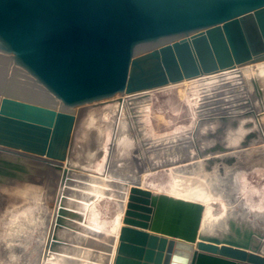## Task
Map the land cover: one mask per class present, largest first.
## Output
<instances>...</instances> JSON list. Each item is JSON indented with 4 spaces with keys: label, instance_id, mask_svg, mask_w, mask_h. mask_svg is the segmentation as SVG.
<instances>
[{
    "label": "water",
    "instance_id": "water-1",
    "mask_svg": "<svg viewBox=\"0 0 264 264\" xmlns=\"http://www.w3.org/2000/svg\"><path fill=\"white\" fill-rule=\"evenodd\" d=\"M235 68L264 140V0H0V188L58 180L42 260L73 248L76 181L127 192L111 264H264V216L207 232L203 204L142 187L146 160L119 109L123 96ZM109 110L126 129L102 121ZM245 116L203 123L219 134Z\"/></svg>",
    "mask_w": 264,
    "mask_h": 264
},
{
    "label": "rangeland",
    "instance_id": "rangeland-1",
    "mask_svg": "<svg viewBox=\"0 0 264 264\" xmlns=\"http://www.w3.org/2000/svg\"><path fill=\"white\" fill-rule=\"evenodd\" d=\"M226 72H230V71L227 70V71L220 72L218 74H214L210 76H218V75L220 76V75L225 74ZM232 75L234 77V82L237 83V85L239 86L241 93H239L232 87H229V89L227 87L224 88V85H223V88H224L223 89L221 87L222 85H220L222 81L219 79V76H218L217 79L221 81V82L219 81V83H212V84L205 83L206 85L203 84V85L197 86V85H194L195 82L197 83V80L199 81L202 79V78H197L192 81H185L179 85L166 87V88H162V89H158L154 91H149L146 94H141L139 98L143 99L142 100L144 102L143 105L141 106V108H139L140 110H136V111L132 110V111L137 112L136 117L138 118L136 119H138L139 120L138 122L142 124L140 126L143 129L142 133L144 135L145 140H147L148 142L149 141H152V142L161 141L165 139L168 140L174 136L178 137V136L183 135L186 132L194 131L193 129H195V125L198 126L197 123L195 122L197 119L196 113L201 112L200 109L205 108L207 104H209L210 99L216 98L214 96L217 93L218 94L220 93V96H218L219 99L218 98L217 99L220 101L219 105L223 107L222 108L223 114L230 111L229 108L233 107L231 105L233 104L235 105L237 102H238V107L236 111L238 114H246L247 112H250V110H245L243 108V106H246L249 103V101H248L247 95L244 93V86L240 82V75L237 74L236 72H233ZM237 75L239 76L238 78H237ZM200 86L202 90H200ZM207 87L210 89H207ZM226 89H228L229 91ZM235 92H238L239 95ZM204 94H205V97H204ZM228 95L229 96L231 95L230 98H228L229 97ZM233 95L237 97H240L241 95L242 97L240 100H238L239 98L237 99L235 96L232 97ZM136 97L137 95H135L134 98ZM220 97L221 98L223 97L225 99H221ZM235 99L238 101L235 102ZM124 102L126 103V105L127 103L130 104L131 99H129V97L123 96L122 103ZM200 105L202 106L198 107ZM248 108H249V105H248ZM220 115H216V117H219ZM119 118H120V115L117 116L116 118L113 110H109L102 114V121L107 122V123L117 121V119L120 120ZM203 118H201L202 120L198 119V121H201V125H199L198 131L195 130L197 132L195 134V137H193L192 143H197L198 145H201L199 148H200V151L203 152V150L205 149L210 150L215 144H222L223 142H226L227 137L231 135L230 137V139H232L231 143L227 145L222 144V147L224 149L222 151V154L214 151L213 153L206 154L202 157L196 158L195 161L204 160L205 162L203 165H202V162H199V161L198 163H195V162L190 163L188 161L189 160L188 155L186 156L183 155L182 156L183 159L180 158L176 160L174 164L169 165V166L167 164L163 165L159 162H156V163L154 162L150 164L149 159L145 158L148 171L144 175V178L142 179V187L144 188L147 187L146 189L150 190L153 193H157V194L176 195L177 193L176 185L179 183L181 184L186 183L187 186L189 187L196 186L197 188L205 189L204 190L205 192L208 191L210 195V201H208L207 205L210 206V211L211 213L213 212L214 218H220L225 214L226 211H228V212L233 213L231 216L245 214L246 217L249 218L250 220H255V222L258 224L261 223L260 222L261 218L255 215V213H258L260 210L264 209V162H263L264 161V151H263L262 146H260L263 144H259V145L250 144L248 146L238 147L239 144L235 143L236 139L237 141H242L241 137L243 136V134L247 133L246 129L242 128L244 126L243 125L244 120L237 121L239 122L237 123L239 125L235 127L236 129L226 128V126L228 125L227 123L225 124L226 126L224 125L225 128L222 126L218 127L219 132H220L219 133L220 135H219L213 132L215 131V129H213L214 125L212 126L208 125V128H207V126L204 125V123H202L204 120ZM206 118H212V117L210 116ZM263 123H264V118H263ZM223 128L224 130H222ZM133 131L135 133L136 139L140 138L139 136H137L140 133L138 132L140 131V129L133 130ZM262 141L264 142L263 137H262ZM202 145L203 146L205 145V146L203 147ZM193 151H195L196 154H198L195 147H193ZM253 151L255 153H253ZM215 159H220L221 161L220 160L214 161ZM184 163L186 164V166L188 165L187 166L188 168H186V170H184L183 173L182 172L175 173L171 171L172 169H175V167L184 168L185 166ZM151 167H154V169L151 170L150 169ZM190 169L195 171L197 174H199V177L197 178L194 176H190L189 173L192 172ZM214 170H216V172L220 176L224 177L225 174H228L229 176L235 175V177L234 178L233 176L229 177V179L231 180L228 179L229 181L226 183V186L222 187L221 185H215V187L213 186L212 187L213 189H211V186L209 185L210 187H208L205 184V180H202V178H200V174L202 175L206 174L207 175L206 178L209 179L210 176L214 177L213 176ZM174 176L176 177L178 176V177L177 178L175 177L174 179L173 178ZM242 176H244V178ZM179 177L181 178L178 179ZM172 184H174L175 186H173ZM57 187H58V180H54V183L49 184V183H45L43 179H35L34 182L32 183L18 182L16 186L14 187L6 186V187L0 188V251L2 252V253L0 252V264H24V262L26 264L27 261L28 263L32 262V258H37L38 256H39L37 258L38 263L35 260L36 264H59L57 263L56 260L50 261L47 258H46V261H43L42 260L43 246L42 244H39V245H37L38 243L36 244L37 237H40L41 235H43L44 228L46 227V221L49 222V218L51 216L52 211L50 212V215L48 216L49 211L47 210V206L54 205V199H55V193L57 191ZM88 187L89 185L87 184L76 185L75 183V187L73 188L71 187L70 193H68V202H69L68 206H72L70 201L76 200L77 202H79L80 203L79 211L78 210H74V211L82 215L83 221L74 222L73 226L76 228L74 229L76 231H73V232H74L75 238H77L75 242H77L78 244L77 243L72 244L73 249L71 248L72 249L71 251L68 250L70 252H67L66 254H64L65 264L67 263H70V264H107L108 263L110 264L109 253H110L112 244L114 242L113 237L115 236V233L118 229V218L120 216V210H119L120 208H118L119 206L118 202L121 201V199H117L114 196L115 194H117L116 191L118 190H115L112 187H107V186L102 185L104 194L102 196L100 195L99 197L97 195L93 196L92 194H90V190L88 189ZM227 187H228V190L230 189L229 191H226ZM222 192L224 193L222 194ZM72 193H74L75 195V196L73 195L74 198H71ZM225 194H226V197H225ZM81 195H83L84 197H88L90 199L85 200L84 197L83 198L81 197ZM121 195L125 197L124 204H126L127 192H123ZM226 200H228V202ZM84 201L88 203L89 206L83 211L82 209L83 206H81V202L83 203ZM225 203H228V204L226 205ZM40 207H42L41 214H47L48 219L45 221V226L44 224H41V222L43 223L42 219H37L39 218L37 216H38V213L40 212ZM89 209H91V211ZM92 213L93 214L95 213V215H93ZM31 216H34V217H31ZM89 216L93 218L94 223H92L93 221L91 220ZM28 218L29 220L30 219L31 220L29 221ZM34 218L37 219L36 223L33 221ZM42 218L44 219L45 217H42ZM99 220L102 223H99ZM96 222H97V225H100L99 231L93 230V227L97 226L95 225ZM34 223H35V226H34ZM91 223L94 225H92ZM11 226L13 227L12 230H11ZM76 226H80V227H76ZM41 228L43 230H41ZM81 229H84L85 231L84 230L82 231ZM18 231L21 232V234L17 233ZM103 233L105 234L106 237H104ZM106 234H108L109 236ZM34 236L36 237L34 238ZM98 236L99 238H97ZM93 238L94 240H92ZM16 240H18V242ZM23 240L24 241L26 240V242H23ZM86 242L88 243V245ZM5 243L6 244L8 243V245H6ZM20 245L22 246L20 247ZM14 246L17 248H15ZM7 247L9 251L7 250ZM38 248L40 249L39 252H38ZM108 248L109 250H107ZM105 249L107 252L104 251ZM8 253L10 254V256L8 255ZM84 253L87 254L88 256L85 255ZM24 254H27L28 256L27 255L25 256ZM1 255H4V256H1ZM8 256L10 258H7ZM16 256L18 258H15ZM23 257L25 258L22 259ZM104 258H106L108 261L106 262ZM12 260L14 263H12Z\"/></svg>",
    "mask_w": 264,
    "mask_h": 264
},
{
    "label": "bare ground",
    "instance_id": "bare-ground-1",
    "mask_svg": "<svg viewBox=\"0 0 264 264\" xmlns=\"http://www.w3.org/2000/svg\"><path fill=\"white\" fill-rule=\"evenodd\" d=\"M228 71H230V72H226L225 74H223V75H218L219 76V79L222 81V83H220V85H222L221 87L223 88V85H224V88H228L229 89V87H232V88H234V89H236V90H238V92L239 93H241V90H240V88H239V86L237 85V83H235L234 82V77H233V75H232V73L233 72H236L237 74H239L240 75V82L243 84V86H244V93L247 95V91H246V87H245V82H244V75H243V73L241 72V69L240 68H235V69H233V70H228ZM232 72V73H231ZM242 75V76H241ZM218 76H206L205 78H202L201 80H197V83L195 82V84L194 85H197V86H199V85H203V84H205V83H219V79H217V77ZM239 76L237 75V78H238ZM220 81V82H221ZM206 85V84H205ZM209 86V85H208ZM211 86V85H210ZM213 87V86H212ZM223 88V89H224ZM199 89V88H198ZM207 89H210V88H208L207 87ZM228 89H226V90H228ZM200 90H202L201 89V86H200ZM225 90V91H226ZM231 90V89H230ZM205 91H206V89H205ZM224 91V92H225ZM229 91V90H228ZM227 91V92H228ZM238 92H235V93H237L238 94ZM147 93V92H146ZM146 93H141V94H146ZM230 93V92H229ZM141 94H137V97L136 98H134L135 97V95H132V96H130L129 97V99H131V102H130V104H128L127 103V105H126V101L124 102V103H122L121 104V106H119V109H120V107H124V110H126V113H127V116H128V119H129V121H130V127L132 128V130H137V129H140V131H138V132H140L139 133V135H137V136H139L140 138H137L136 140H137V142H138V145L140 146V149L142 150L141 152H142V155L146 158V159H149V161H150V164L151 163H156V162H159V163H161V164H163V165H172V164H174L175 163V161L176 160H178V159H180V158H182V156L183 155H188L189 156V162L190 163H198V161H195L196 160V158H199V156H198V154H196V152L195 151H193V147H195L194 146V144L195 143H192V140H193V137H195V134H196V132L198 131V127H199V125H201V121H198V119L199 120H202L201 118H203V119H208V118H206V117H216V115H220V114H222V115H224V116H228V117H231V116H236V115H239L238 113H237V111H236V109H237V107H238V102L234 105H231V106H233L232 108H229V110L230 111H228V112H226L225 114H223V113H215L214 115H207L204 111H202L203 109H200V111L201 112H198V113H196V123H197V125L198 126H196L195 125V129H193L194 131H191V132H186V131H184V132H186V133H184L183 135H181V136H174V137H172L171 139H168V140H161V141H147V140H145V138H144V135H143V133H142V127L140 126V125H142V124H140V122H138L139 120L138 119H136V118H138V117H136V113L137 112H133L134 110L136 111V110H140L139 108H141V106L143 105V99H141V98H139L140 97V95ZM201 94V93H200ZM226 94H228V93H226ZM203 95V94H202ZM223 95V94H222ZM239 95V94H238ZM224 96V95H223ZM229 96V95H228ZM231 96V95H230ZM230 96L228 97V98H230ZM235 95H233L232 97H234ZM204 97H205V94H204ZM238 100H240L241 99V95H240V97H237V96H235ZM247 97H248V101H249V96L247 95ZM200 98H201V96H200ZM221 98V97H220ZM225 98H226V96H225ZM225 98H221V99H225ZM246 98V97H245ZM126 99V98H125ZM141 99V100H140ZM204 99H206V98H204ZM128 100V99H127ZM231 100H232V98H231ZM238 100H236L235 99V102L236 101H238ZM130 101V100H129ZM201 101V100H200ZM204 101H206V100H204ZM202 102H203V100H202ZM227 103H228V101H227ZM226 103V104H227ZM229 103H230V101H229ZM231 103H233V102H231ZM199 104H201V103H199ZM222 104V103H221ZM248 105H249V108H248ZM202 105H200V106H198V107H201ZM204 106V105H203ZM225 106V105H224ZM223 108V107H222ZM243 108L245 109V110H250V112H247L246 114H248V116H245L244 118H242L243 120H244V125L245 124H248L249 125V128H247L246 129V132L247 133H252V134H254L255 136H257V141L259 140V141H261L262 140V135L260 134V132H259V129H258V126H257V124H256V121H255V117H254V115H253V106L251 105V103H250V101H249V103L246 105V106H243ZM197 109V108H196ZM131 111V113H130V111ZM133 110V111H132ZM121 111V110H120ZM129 111V112H128ZM196 111V110H195ZM197 112V111H196ZM129 114V115H128ZM195 114V113H194ZM131 115V116H130ZM202 115V116H201ZM206 117H205V116ZM222 115H220V116H222ZM243 115V114H242ZM199 116H201V117H199ZM219 116V117H220ZM121 118V117H120ZM239 121V120H238ZM114 123H115V126L116 127H120V129L121 130H124V129H126V124H124V122H121L120 120H118L117 119V121H114ZM196 123H194V124H196ZM203 123V122H202ZM239 123V122H238ZM237 125H239V124H237ZM224 126V125H223ZM226 126V125H225ZM240 127V126H239ZM207 128H208V126H207ZM211 128V127H210ZM225 128V127H224ZM224 128L222 129V130H224ZM226 128H228L227 126H226ZM243 128V127H242ZM212 129V128H211ZM236 129V128H235ZM244 129V128H243ZM195 130H197V131H195ZM207 130V129H206ZM243 131H245V130H243ZM214 132V131H213ZM203 133H205V132H203ZM220 133V132H219ZM222 133V132H221ZM230 133H231V131H230ZM242 134V133H241ZM220 135V134H219ZM237 135H238V133H237ZM215 136V135H214ZM213 136V137H214ZM224 136V135H223ZM180 137V138H179ZM237 137V136H236ZM240 138V137H239ZM197 140H199V139H197ZM237 140V139H236ZM147 141V142H146ZM213 141V140H212ZM211 141V142H212ZM145 142H146V144H145ZM159 142V143H158ZM201 142V141H200ZM263 142V141H262ZM199 143V142H198ZM223 144V143H222ZM235 144V143H234ZM146 145V146H145ZM151 145V146H150ZM237 145V144H236ZM159 146H161V147H159ZM199 146H201V145H199ZM203 146V145H202ZM205 146V145H204ZM203 146V147H204ZM210 146V145H209ZM232 146V145H231ZM261 146V145H260ZM263 146H264V143H263ZM163 149V150H162ZM165 149V150H164ZM238 150V149H237ZM244 151V150H243ZM257 151V150H256ZM195 152V153H194ZM238 153V152H237ZM253 153H255L254 151H253ZM222 154V153H221ZM213 155V154H212ZM211 155V156H212ZM228 155V154H227ZM239 156V155H238ZM228 157V156H227ZM241 158H242V156H241ZM183 159V158H182ZM247 160V159H246ZM256 161V160H255ZM199 162H202V165L204 164V160H200ZM264 162V161H263ZM185 164V163H184ZM162 165V166H163ZM182 165V164H181ZM201 165V164H200ZM237 165V164H236ZM262 165V164H261ZM185 166H186V164H185ZM184 166V168H176L175 167V169H172L171 171H173V172H178V173H183L184 172V170H186V168H188L187 166L185 167ZM154 167H156V166H154ZM180 167V166H179ZM254 167V166H253ZM255 167H256V165H255ZM158 168V167H157ZM262 168V167H261ZM166 169V168H165ZM193 169V168H192ZM218 169V168H217ZM191 170V169H190ZM232 170V169H231ZM235 170V169H234ZM240 170V169H239ZM192 172L191 173H189L190 174V176H194V177H199V174H197L195 171H193V170H191ZM173 175V174H172ZM213 176L214 177H209V179L208 178H206L207 177V175L205 174H200V178H202V180H205V184L208 186V187H210L211 186V189H213L212 187L214 186L215 187V185H221L222 187H224V186H226V183L229 181V180H231V179H229V177H232L233 176V178L235 177V175H231V176H229L228 174H225V176L223 177V176H220V175H218V173L216 172V170H214V174H213ZM172 177V176H171ZM175 177L176 176H174L173 178L175 179ZM178 177V176H177ZM176 177V178H177ZM183 177V176H182ZM243 178H244V176H242ZM181 177H179L178 179H180ZM199 178V179H200ZM232 178V179H233ZM188 179V178H187ZM229 179V180H228ZM185 180V179H184ZM75 183H76V185H79L80 183L79 182H76V181H74ZM184 182V181H183ZM186 182V181H185ZM175 183V182H174ZM230 183V182H229ZM231 183H232V181H231ZM85 184H87V185H89V187H88V189L90 190V194H92L93 196L94 195H97L98 197L101 195H103L104 194V191H103V188H102V185H99V184H92V183H85ZM196 184H198V183H196ZM242 184V183H241ZM80 185H84L83 183L82 184H80ZM173 186H175L174 184H172ZM189 185V184H188ZM210 185V186H209ZM167 186V185H166ZM176 191H177V193H176V195H170V196H173V197H175V198H179V199H183V200H187V201H192V202H198V203H201V204H203L204 206H205V212H204V216H203V220H202V224H201V229L203 230V231H207V232H213V230L216 228V227H218V226H220L222 223H224V221H225V219L228 217V216H230V215H232L233 213H231V212H228V211H226L225 212V214L222 216V217H220V218H214V216H213V212L211 213V211H210V206L209 205H207V203H208V201H210V195H209V193H208V191L207 192H205L204 190L205 189H200V188H197L196 186H192V187H189V186H187V184L186 183H179V184H177L176 185ZM200 187V186H199ZM218 187V186H217ZM229 187H231V186H229ZM147 188V187H146ZM207 188V187H206ZM162 189V188H161ZM208 189H210V188H208ZM207 189V190H208ZM232 189V188H231ZM230 190V189H229ZM228 190V187H227V190L226 191H229ZM162 191V190H161ZM160 191V192H161ZM246 191V190H245ZM164 192V191H163ZM166 192V191H165ZM116 193L117 194H115L114 196L117 198V199H121V201H119L118 202V204H119V206H118V208H120L119 210H120V216H119V218H118V229H117V231H116V233H115V236L113 237L114 238V242H113V244H112V247H111V250H110V253H109V260H110V264L112 263V260H113V257H114V251H115V247H116V243H117V235H118V230H119V227L121 226V219H122V215H123V211H124V207H125V204H124V202H125V197L124 196H122L121 194L123 193H121V191H116ZM217 193V192H216ZM219 193V192H218ZM224 192H222V194H223ZM226 193H228V192H226ZM89 194V195H90ZM73 195H74V193H72L71 194V198H74L73 197ZM227 195H229V194H227ZM239 195V194H238ZM75 196V195H74ZM218 196H219V194H218ZM237 196V195H236ZM225 197H226V194H225ZM90 199V198H89ZM227 199V198H226ZM231 199V198H230ZM69 200H71V199H69ZM73 200V199H72ZM86 200V199H85ZM220 200V199H219ZM241 200V199H240ZM89 201V200H88ZM91 201V200H90ZM227 202H228V200H226ZM71 202V205L72 206H68V209H70L71 211H73V212H75V213H78V212H76V211H74V210H78L79 211V207H80V203L79 202H77L76 200H74V201H70ZM69 203V202H68ZM90 203V202H89ZM226 205L228 204V203H225ZM221 205V204H220ZM225 205V206H226ZM81 206H83L82 207V209H83V211H84V209H86L88 206H89V204L88 203H86L85 201L82 203L81 202ZM230 206V205H229ZM228 206V207H229ZM73 208V209H72ZM230 208V207H229ZM39 209V208H38ZM42 210V207H40V215H39V213H38V216L37 217H39V218H37V219H42V221H43V223L41 222V224H44V226H45V221L48 219L47 218V214H41V211ZM90 211H91V209H89ZM89 211V212H90ZM50 212H51V210H49V213H48V216L50 215ZM88 212V213H89ZM221 213V212H220ZM93 214V213H92ZM93 215H95V213L93 214ZM92 215V216H93ZM255 215H257V216H261V218H262V216H264V209H262V210H260L258 213H255ZM97 216V215H96ZM95 216V217H96ZM218 216V215H217ZM31 217H34V216H31ZM42 217H45L44 219L42 218ZM90 217V216H89ZM91 218V217H90ZM37 219H33V221L36 223V220ZM28 220H29V218H28ZM27 220V221H28ZM31 220V219H30ZM29 220V221H30ZM91 220L93 221V218H91ZM90 220V221H91ZM95 220V219H94ZM98 222V221H97ZM97 222H96V224L95 225H97ZM29 223V222H28ZM35 223H34V226H35ZM78 223V222H77ZM92 223H94V221L92 222ZM91 223V224H92ZM99 223H102V222H100V220H99ZM31 224H33V223H31ZM79 224H80V222H79ZM39 225V224H38ZM92 225H94V224H92ZM104 225V224H103ZM16 226V225H15ZM99 226V227H98ZM18 227V226H17ZM21 227V226H20ZM40 227V226H39ZM43 227V226H42ZM76 227H80V226H76ZM12 226H11V230H12ZM26 228H28V227H26ZM99 228H100V225H97V226H95V227H93V230H95V231H99ZM101 228H102V226H101ZM22 229V228H21ZM37 229V228H36ZM47 229H48V222L46 221V227L44 228V231H43V235H41L40 237H37V242H36V244L37 245H39V244H42V246H44V243H45V240H46V233H47ZM89 229H90V227H89ZM27 230V229H26ZM41 230H43L42 228H41ZM41 230H40V232H41ZM82 231L84 230V229H81ZM104 230H105V228H104ZM10 231V230H9ZM38 231V230H37ZM76 231V230H75ZM85 231V230H84ZM11 232V231H10ZM45 232V233H44ZM88 232V231H87ZM87 232H86V234H87ZM101 232V231H100ZM17 233H19V234H21V232H17ZM31 233V232H30ZM89 233V232H88ZM15 234V233H14ZM35 234V233H34ZM42 234V233H41ZM102 234V233H101ZM104 234V233H103ZM90 235V234H89ZM106 235H108V234H106ZM114 235V234H113ZM29 236V235H28ZM95 236V235H94ZM109 236V235H108ZM107 236V237H108ZM20 237H22V236H20ZM36 236H34V238H35ZM89 237H91V236H89ZM104 237H106L105 236V234H104ZM97 238H99V236L97 237ZM18 239V238H17ZM26 239V238H25ZM76 239L77 238H75V241H76ZM35 240V239H34ZM84 240V239H83ZM92 240H94V238L92 239ZM11 241V240H10ZM14 241V240H13ZM17 242H18V240H16ZM22 241V240H21ZM30 241V240H29ZM85 241V240H84ZM8 242V241H7ZM12 242V241H11ZM10 242V243H11ZM15 242V241H14ZM23 242H26V240L24 241L23 240ZM23 242H22V244H23ZM30 243V242H29ZM75 243H77V242H75ZM74 243V244H75ZM81 243H82V241H81ZM87 243V242H86ZM93 243H95V242H93ZM6 244V243H5ZM26 244V243H25ZM78 244V243H77ZM80 244V243H79ZM6 245H8V243L6 244ZM10 245V244H9ZM18 245V244H17ZM16 245V246H17ZM81 245V244H80ZM79 245V246H80ZM87 245H88V243H87ZM12 246V245H11ZM22 245H20V247H21ZM13 247V246H12ZM15 247V246H14ZM19 247V246H18ZM33 247V246H32ZM36 247V246H35ZM92 247V246H91ZM90 247V248H91ZM98 247V246H97ZM2 248H3V246H2ZM15 248H17V247H15ZM23 248V247H22ZM37 248V247H36ZM41 248V247H40ZM94 248H96V247H94ZM100 248V247H99ZM19 249V248H18ZM24 249H25V247H24ZM34 249V248H33ZM73 249V248H72ZM71 249V250H72ZM86 249V248H85ZM89 249V248H88ZM7 250H8V247H7ZM39 248H38V252H39ZM107 250H109V248L107 249ZM9 251V250H8ZM23 251V250H22ZM104 251H106V249L104 250ZM1 252V251H0ZM26 252V251H25ZM37 252V251H36ZM83 252V251H82ZM98 252H100V251H98ZM103 252V251H102ZM107 252V251H106ZM2 253V252H1ZM27 253V252H26ZM77 253V252H76ZM87 253V252H86ZM7 254V253H6ZM29 254V253H28ZM37 254V253H36ZM81 254V253H80ZM85 254V253H84ZM88 254V253H87ZM87 254H85V255H87ZM8 255L10 256V254L8 253ZM25 256L27 255V254H24ZM39 255V254H38ZM37 255V256H38ZM1 256H4V255H1ZM7 257V258H10V257ZM22 256H23V254H22ZM28 256V255H27ZM88 256V255H87ZM93 256V255H92ZM12 257V256H11ZM35 257H36V255H35ZM39 257V256H38ZM37 257V258H38ZM6 258V257H5ZM13 258V257H12ZM15 258H18L17 256L15 257ZM25 257H23L22 259H24ZM37 258H32V262H29L28 263V261H27V263L28 264H34L35 263V260H36V262L38 261V259ZM29 259V258H28ZM47 259L48 260H50V261H54V260H56L57 261V263H59V264H65V257H63L62 255H54V254H52V253H49L48 254V257H47ZM105 260H106V262L108 261L106 258H104ZM21 260V259H20ZM27 260V259H26ZM69 260V259H68ZM73 260V259H72ZM6 261V260H5ZM25 261V260H24ZM12 263H14L13 262V260H12ZM23 263V262H22ZM26 263V264H27ZM38 263V262H37ZM67 263V262H66ZM24 264H25V262H24ZM36 264V263H35ZM67 264H70V263H67ZM108 264V263H107Z\"/></svg>",
    "mask_w": 264,
    "mask_h": 264
},
{
    "label": "built area",
    "instance_id": "built-area-1",
    "mask_svg": "<svg viewBox=\"0 0 264 264\" xmlns=\"http://www.w3.org/2000/svg\"><path fill=\"white\" fill-rule=\"evenodd\" d=\"M227 71V70H226ZM224 72V71H223ZM220 73V72H219ZM216 74H218V73H216ZM212 75H214V74H212ZM208 76H210V75H208ZM203 77H206V76H203ZM203 77H201V78H203ZM209 84H212V83H209ZM236 90V89H235ZM236 91H238V90H236ZM218 96H220V93L218 94H216L214 97H216V98H214V99H210V101H209V104H207V106L205 107V108H203V110L202 111H204L206 114H210V115H214L215 113L217 114V113H222V111H223V109H222V107H221V105H219V98H218ZM125 97H130V96H125ZM218 98V99H217ZM210 111V112H209Z\"/></svg>",
    "mask_w": 264,
    "mask_h": 264
}]
</instances>
